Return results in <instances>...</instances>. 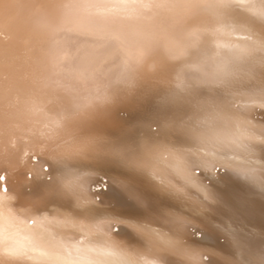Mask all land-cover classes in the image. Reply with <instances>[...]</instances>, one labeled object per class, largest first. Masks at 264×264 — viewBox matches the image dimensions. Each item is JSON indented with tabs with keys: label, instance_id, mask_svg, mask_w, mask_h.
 Returning <instances> with one entry per match:
<instances>
[{
	"label": "snow or ice",
	"instance_id": "snow-or-ice-1",
	"mask_svg": "<svg viewBox=\"0 0 264 264\" xmlns=\"http://www.w3.org/2000/svg\"><path fill=\"white\" fill-rule=\"evenodd\" d=\"M100 6L0 0V29L15 11L17 22L49 35L72 12ZM191 8L180 30L198 39L187 59L173 64L161 53L155 72L125 59L85 108L50 113L41 78L14 92L12 52L0 48V82H7L0 136L24 115L46 122L47 142L33 154L46 162L19 186L11 141L0 148V264H104L107 257L139 264L115 249L134 242L151 252L162 236L170 249L157 253L159 264H264V175L257 174L264 173V113L257 123L253 112L264 109V0H206ZM89 176L98 178L95 188ZM230 185L237 188L226 190ZM101 224L116 232L124 226L131 240L94 244ZM206 228L217 244L202 242Z\"/></svg>",
	"mask_w": 264,
	"mask_h": 264
},
{
	"label": "bare ground",
	"instance_id": "bare-ground-1",
	"mask_svg": "<svg viewBox=\"0 0 264 264\" xmlns=\"http://www.w3.org/2000/svg\"><path fill=\"white\" fill-rule=\"evenodd\" d=\"M16 3L18 0H8ZM104 6L76 10L68 15L61 27L52 34L32 32L26 25L15 20L17 13L13 11L11 24L0 29V48L12 52L13 79L15 91H23L31 81L37 78L46 80L47 88L42 97L50 113L64 107L85 108L94 102L97 86L111 83L119 65L125 59H139L146 63L147 72H155L161 53L173 64H180L187 59L190 46L198 39L191 32H181L183 20L191 14V5L206 0H88ZM127 5L116 6V5ZM151 60V63H147ZM214 58L209 57L207 68L211 70ZM191 75V73H185ZM7 90V82H0V95ZM257 123L261 122L264 109H253ZM44 123H33L21 115L16 126L0 136V148L11 141L12 171L17 176L18 186L23 183L24 176L31 168L38 170L46 161L35 156L41 148L46 150V141L41 133ZM259 132V128L256 129ZM257 144L260 142L257 141ZM166 179L172 178L168 171L161 170ZM258 175H264L259 170ZM226 177L228 174L223 173ZM98 178L89 176L87 182L95 188ZM110 183V182H109ZM223 187V185H222ZM230 185L226 190L236 189ZM111 191V189L109 190ZM110 229L106 224L99 225V233L93 243L104 246L105 239L112 236L128 237L129 230L124 226L119 232ZM191 227V226H190ZM53 231L62 234V230L53 226ZM199 231V229H197ZM209 239L202 241L217 244L215 235L204 229ZM170 249L167 237L156 240V248L149 252L137 249V245L129 243L126 248L135 256L139 264H159L160 251ZM104 264H122L112 257L102 258ZM20 264H36L24 260Z\"/></svg>",
	"mask_w": 264,
	"mask_h": 264
},
{
	"label": "rangeland",
	"instance_id": "rangeland-1",
	"mask_svg": "<svg viewBox=\"0 0 264 264\" xmlns=\"http://www.w3.org/2000/svg\"><path fill=\"white\" fill-rule=\"evenodd\" d=\"M258 109V108H257Z\"/></svg>",
	"mask_w": 264,
	"mask_h": 264
}]
</instances>
